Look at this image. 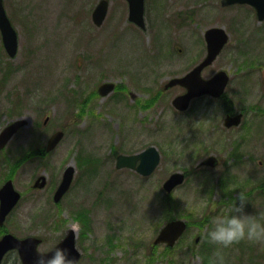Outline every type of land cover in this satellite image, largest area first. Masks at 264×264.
<instances>
[{
    "label": "rangeland",
    "instance_id": "1",
    "mask_svg": "<svg viewBox=\"0 0 264 264\" xmlns=\"http://www.w3.org/2000/svg\"><path fill=\"white\" fill-rule=\"evenodd\" d=\"M99 1L4 0L20 48L10 59L0 34V131L19 118L28 126L0 152V187L12 179L22 194L0 237L6 231L39 237L44 253L75 227L80 264H209L215 245L203 235L210 217L241 191L249 211L264 208V22L252 7L223 8L221 0H146L143 31L129 21L126 0H110L98 28L92 13ZM211 27L226 29L230 41L203 77L228 72L226 98L204 97L177 112L172 100L183 89L163 91L164 84L204 58ZM105 82L117 89L102 98L97 90ZM226 102L245 113L240 127L224 126ZM58 130L66 135L53 152L19 161L33 140L44 147ZM150 146L162 154L152 176L116 168L117 155ZM210 154L220 158L218 169L191 175L170 196L164 192L169 175ZM67 166L75 178L55 204ZM42 175L46 187L33 189ZM172 219L189 221L188 232L173 248L154 246ZM226 256L228 264H264V244L241 240Z\"/></svg>",
    "mask_w": 264,
    "mask_h": 264
},
{
    "label": "water",
    "instance_id": "2",
    "mask_svg": "<svg viewBox=\"0 0 264 264\" xmlns=\"http://www.w3.org/2000/svg\"><path fill=\"white\" fill-rule=\"evenodd\" d=\"M129 6V21L136 24L141 29H146L145 21V0H126ZM223 7L234 4H248L253 6L257 11L259 21H264V0H222ZM110 2L108 0H101L95 8L92 18L93 22L98 26H102L107 18L109 12ZM0 31L4 47L9 57L14 58L19 50L18 34L13 27L10 19L4 8L3 0H0ZM205 39L207 43V55L205 58L195 66L188 74L181 78H174L170 80L165 89L175 86H182L186 88L187 93L176 97L173 101L174 107L179 111H185L189 108L192 99L210 95L214 98H219L223 95L228 82L229 76L225 71H219L214 77L205 80L202 77V72L205 68L212 65L217 57L221 54L224 47L229 41V35L224 28L213 27L206 31ZM115 90V84L111 82L104 83L99 88L101 96L105 97ZM242 114L236 116H228L225 120L226 127L240 125L242 121ZM48 121V120H47ZM46 121V122H47ZM28 125V120L19 118L8 124L0 132V151L4 149L11 139L20 131L21 128ZM65 133L63 131L55 132L49 138L46 146V151L50 152L56 148L61 142ZM161 160V155L158 149L154 146L134 155H120L117 158V168H129L135 170L142 176H150L158 168ZM205 164L216 166V158H210ZM75 169L68 167L63 175L61 184L59 185L54 200L59 202L66 192L70 189ZM185 174L176 172L172 174L164 183L163 188L167 193L183 184ZM46 185V178L42 176L35 184L36 188H44ZM21 199V194L15 189L13 181H7L0 190V226L6 221L7 216L16 207ZM186 222L182 220H175L169 222L160 231L155 244L166 243L169 247H173L175 243L186 231ZM41 243L40 239L35 237H28L19 239L12 234H6L0 240V255H6L11 250H18L23 264H34L37 254L38 246ZM71 249L72 253L80 260L81 253L76 248V233L73 230L67 232L65 239L59 244ZM50 253V252H49Z\"/></svg>",
    "mask_w": 264,
    "mask_h": 264
},
{
    "label": "clouds",
    "instance_id": "3",
    "mask_svg": "<svg viewBox=\"0 0 264 264\" xmlns=\"http://www.w3.org/2000/svg\"><path fill=\"white\" fill-rule=\"evenodd\" d=\"M249 197L241 191L224 209L210 217L203 239L215 245L209 256V264H228L226 249L247 240L264 244V208L248 210ZM215 207V205H214ZM0 264H15L12 253L0 255ZM34 264H80L78 258L66 246L57 245L50 253L38 252Z\"/></svg>",
    "mask_w": 264,
    "mask_h": 264
},
{
    "label": "flooded vegetation",
    "instance_id": "4",
    "mask_svg": "<svg viewBox=\"0 0 264 264\" xmlns=\"http://www.w3.org/2000/svg\"><path fill=\"white\" fill-rule=\"evenodd\" d=\"M182 89H183V88H182ZM185 92H186V90L183 89V93H185ZM183 93H181V94H183ZM197 100H198V99H197ZM195 102H196V100L193 101V103H192V105H191V108H192V106H193V104H194ZM191 108H190L189 110H191ZM224 109H227V110H228V111H227V114H225V119H224V120H226V116H227V115H237V114H242V115H243V117H242V123H243V119H244V116H245V113L243 112V110H241V111H236V110L233 108V106H232V108H231V103H230V102H226V105H225ZM232 109H233V110H232ZM181 113H185V112H181ZM231 113H232V114H231ZM224 123H225V121H224ZM242 123H241V125H242ZM241 125H239V126H237V127H240ZM231 128H235V127H231ZM231 128H230V129H231ZM211 157H215V158H216V163H217L216 166H210V165H208V164H205V163H206ZM220 166H221V160H220V158L216 157L215 155L210 154L209 156L205 157L204 159L199 160V162H198L194 167H192L191 169H189V170H184V171H183V172L185 173V176H186V178H185V183L188 181V179L190 178L191 175L199 174L200 172L208 171L209 169H211V170L218 169ZM224 174H225V179H226V180H230V179H229V170H228V169H225ZM216 181L219 182L218 185H219L220 188H221V185H222L223 187L226 185V184H224V182H221V183H220L219 179H216ZM262 187H263V186H262ZM224 192L227 193V190H224ZM231 193H232V192H231ZM231 193H229V197H231V196H230Z\"/></svg>",
    "mask_w": 264,
    "mask_h": 264
},
{
    "label": "trees",
    "instance_id": "5",
    "mask_svg": "<svg viewBox=\"0 0 264 264\" xmlns=\"http://www.w3.org/2000/svg\"><path fill=\"white\" fill-rule=\"evenodd\" d=\"M228 111V110H227ZM38 127H40V125L38 124ZM33 133V136L37 133H35V132H32ZM35 137V136H34ZM33 139V138H32ZM32 141V140H31ZM30 141V142H31ZM34 147H36L34 150H33V148ZM24 153H25V155L22 157V158H20L19 159V161L20 162H23V161H25V160H27V159H29L30 157H33V156H44L46 153H45V151H44V147H43V144H42V142H40V143H36L35 145H34V140H33V142L29 145V148H28V150H25L24 151Z\"/></svg>",
    "mask_w": 264,
    "mask_h": 264
},
{
    "label": "bare ground",
    "instance_id": "6",
    "mask_svg": "<svg viewBox=\"0 0 264 264\" xmlns=\"http://www.w3.org/2000/svg\"><path fill=\"white\" fill-rule=\"evenodd\" d=\"M73 229L75 230V232H77V229L75 227Z\"/></svg>",
    "mask_w": 264,
    "mask_h": 264
}]
</instances>
